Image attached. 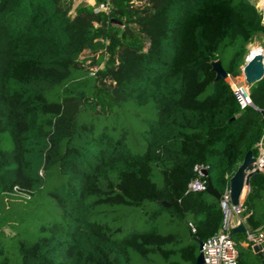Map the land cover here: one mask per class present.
I'll use <instances>...</instances> for the list:
<instances>
[{
	"label": "trees",
	"instance_id": "1",
	"mask_svg": "<svg viewBox=\"0 0 264 264\" xmlns=\"http://www.w3.org/2000/svg\"><path fill=\"white\" fill-rule=\"evenodd\" d=\"M114 1L119 15L97 11L108 0L83 1L73 14L60 0H0V264H195L224 214L208 192H187L194 166L206 165L224 193L245 154H259L264 76L250 86L255 107L241 109L212 69L219 59L238 75L248 43L264 41L256 3ZM85 51L105 61L98 75L81 65ZM71 99L84 104L66 115ZM131 104L154 113L141 120L139 151L108 128ZM258 176L243 203L250 232L264 229ZM49 183L60 220L40 225L38 239L13 242L5 228L23 224L21 212ZM12 196L26 205H7ZM128 221L132 230L121 234ZM232 236L248 243L239 264H263L246 233Z\"/></svg>",
	"mask_w": 264,
	"mask_h": 264
},
{
	"label": "rangeland",
	"instance_id": "2",
	"mask_svg": "<svg viewBox=\"0 0 264 264\" xmlns=\"http://www.w3.org/2000/svg\"><path fill=\"white\" fill-rule=\"evenodd\" d=\"M80 0H60L61 5L63 8L67 9L69 13H74V6L79 2ZM85 1V0H83ZM256 3V6L260 9V11L263 14V22H264V0H253ZM133 5H138L139 0H128ZM103 11V10H101ZM116 12V14H120L118 4L115 3L114 0H108V10L107 12ZM125 19H128L127 16H124ZM255 49H258L260 52L264 55V41L259 38L255 37L251 40L250 43L247 45V51L248 54L245 57V63L247 62V57L250 56V54L253 53ZM234 49L229 48L227 51L226 56L224 57V61L228 63L230 56L232 55ZM92 53L90 51H85L82 54L81 59V65L85 69L93 70L98 75L101 70L105 67V61L97 62L94 58L91 57ZM97 56H95L96 58ZM240 62V61H238ZM245 65V64H244ZM241 66V71L238 72V75L235 76H228L227 80L232 84L233 82H240L245 83V77L243 74V66ZM84 104V101L82 99H71L67 100L64 103V113L66 115H72L74 114L82 105ZM133 106V107H132ZM147 106H138V105H129V107L122 111V112H116L112 114L110 117V123H109V129H118L123 130L127 134L128 138V146L132 148L134 151H139L141 148V145H139L141 142L140 140V131L143 129V123L142 118L147 112ZM98 110V109H97ZM147 114L152 116L154 113L147 112ZM151 117V116H150ZM101 124V123H99ZM119 124V125H118ZM97 125V122H96ZM100 126V125H99ZM104 126V125H102ZM98 128V126H96ZM52 185L49 183L47 186L39 192V194L30 202L28 210H25L21 212L20 218L22 219L23 224L20 225V227L17 230H11V228L6 227L5 231L8 234L9 239H13V242H18L21 238H27L30 240L38 239L42 233L40 231V225L46 224L51 225L60 220V211L58 209V206L52 196H50L49 192L52 189ZM7 205H13L14 206H20L23 207L26 205L27 201L22 197H16L12 196L9 199L6 200ZM5 203V204H6ZM123 217H120L121 219ZM111 220V218H110ZM106 222H109V218H106ZM131 221H128V227L123 230L121 234H125L128 231L132 230ZM167 226V225H166ZM161 228L162 231H168L169 229L177 230V228H180L179 224H171L168 226V228ZM137 227V226H136ZM139 228V227H138ZM183 231V238L186 239L189 237L188 231L181 227ZM235 241L237 242V247L239 249V246H243L242 243L244 242V239H241L239 236L234 237Z\"/></svg>",
	"mask_w": 264,
	"mask_h": 264
},
{
	"label": "built area",
	"instance_id": "3",
	"mask_svg": "<svg viewBox=\"0 0 264 264\" xmlns=\"http://www.w3.org/2000/svg\"><path fill=\"white\" fill-rule=\"evenodd\" d=\"M107 11L108 2H103L97 8V11ZM249 57V56H248ZM247 57V59H248ZM233 93L241 109L247 107H255L251 97L250 86L245 83L233 82L231 84ZM263 140L259 143L260 153L256 156V169L264 172V145ZM207 166L196 164L194 170L196 176L189 182L187 192L206 191L208 187V178L204 174ZM224 200H220L224 218L220 230L214 235L203 241L204 264H239V250L237 242L232 236V228L245 220L242 216L244 211L243 202L239 205H232L230 200L229 189L224 193ZM236 215V217H234ZM193 232L196 231L195 226L190 223ZM247 240L254 245H258L260 249H264V229L257 232L247 231Z\"/></svg>",
	"mask_w": 264,
	"mask_h": 264
},
{
	"label": "water",
	"instance_id": "4",
	"mask_svg": "<svg viewBox=\"0 0 264 264\" xmlns=\"http://www.w3.org/2000/svg\"><path fill=\"white\" fill-rule=\"evenodd\" d=\"M113 23L122 24V22L117 18H112ZM212 69L216 72V79H226L229 74L224 68L221 60H215L212 62ZM243 74L245 77V81L248 86H251L255 82L259 81L264 76V55L262 52H259L255 55L250 54V56L247 59V62L243 66ZM260 112L263 115L264 118V109H259ZM264 145V140H263ZM256 155L254 154L253 150H249L237 170L235 171L234 175L230 179V200L232 205L236 206L239 205L241 202L244 201L245 195L249 190L250 186V180L252 176L260 170L256 169ZM204 174L208 176V171L204 170ZM206 192H208L210 195L214 196L215 198L219 200H224V196L221 192H219L212 180L208 178V187ZM245 193V195H244ZM165 205H170L167 202H164ZM232 232L234 234L236 233H246L247 227L244 222H241L237 226L232 228ZM199 248L200 252L197 257L195 264H204V253L202 251L203 249V241L199 242ZM255 252L257 255L260 254V247L258 245L253 246ZM264 264V260H263Z\"/></svg>",
	"mask_w": 264,
	"mask_h": 264
},
{
	"label": "crops",
	"instance_id": "5",
	"mask_svg": "<svg viewBox=\"0 0 264 264\" xmlns=\"http://www.w3.org/2000/svg\"><path fill=\"white\" fill-rule=\"evenodd\" d=\"M85 1H87L88 3H90V4H94L95 3V0H85ZM81 2H83V0H80L75 6H74V11H75V9H76V7H77V5L79 4V3H81ZM257 52H259V50L258 49H255L254 51H253V53L255 54V53H257ZM262 141V140H261ZM260 143V142H259ZM259 145V144H258ZM259 153H260V148H259ZM261 172V171H260ZM255 175V174H254ZM253 175V176H254ZM252 176V177H253ZM252 179V178H251ZM264 181H263V178H261V177H259L258 176V180L256 179V183L257 184H259V183H263ZM250 191H251V180H250V186H249V190H248V192L246 193V195H245V193H244V195H245V199L247 198V196L249 195V193H250ZM245 199H244V201H245ZM244 201H243V203H244ZM234 217H236V215H234ZM244 223H245V225H246V227H247V231L249 230L248 229V226H247V224H246V220H244L243 221ZM237 226V225H236ZM233 233V232H232ZM246 234H247V232H246ZM242 245L244 246V247H247L248 246V243L247 242H243L242 243ZM239 250V249H238ZM254 253L256 254V252H255V250H254ZM260 253L264 256V249H260ZM257 255V254H256Z\"/></svg>",
	"mask_w": 264,
	"mask_h": 264
},
{
	"label": "bare ground",
	"instance_id": "6",
	"mask_svg": "<svg viewBox=\"0 0 264 264\" xmlns=\"http://www.w3.org/2000/svg\"><path fill=\"white\" fill-rule=\"evenodd\" d=\"M260 52V51H259ZM259 52H257V53H259ZM257 53H255V54H257ZM253 55H255L254 53H252ZM252 54H251V56H252Z\"/></svg>",
	"mask_w": 264,
	"mask_h": 264
}]
</instances>
